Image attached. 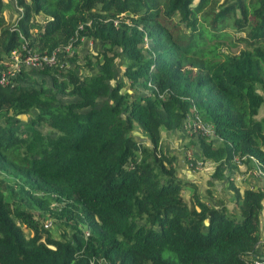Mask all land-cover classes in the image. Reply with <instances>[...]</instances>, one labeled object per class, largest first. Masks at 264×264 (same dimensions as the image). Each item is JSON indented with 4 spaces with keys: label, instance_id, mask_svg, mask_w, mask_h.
<instances>
[{
    "label": "trees",
    "instance_id": "1",
    "mask_svg": "<svg viewBox=\"0 0 264 264\" xmlns=\"http://www.w3.org/2000/svg\"><path fill=\"white\" fill-rule=\"evenodd\" d=\"M12 1L10 24L0 0V70L23 41L59 61L38 69L49 85L22 69L17 91L0 84V173L12 178L0 190V264H264V183L239 190L227 177L233 157L264 173V0ZM84 38L105 47L60 66ZM192 112L216 137L185 135L182 148L213 164L206 186L223 181L230 207L177 177L161 145L160 131L183 134ZM23 204L61 222L58 238Z\"/></svg>",
    "mask_w": 264,
    "mask_h": 264
},
{
    "label": "rangeland",
    "instance_id": "2",
    "mask_svg": "<svg viewBox=\"0 0 264 264\" xmlns=\"http://www.w3.org/2000/svg\"><path fill=\"white\" fill-rule=\"evenodd\" d=\"M2 2H3V9H2L3 16L5 17L6 21H8V23L10 24L14 23L16 19L20 17V10L15 7V4L12 0H2ZM230 40H231V37H230ZM240 46L241 45H238V47L233 46V48H231L230 50L236 53L241 48ZM104 47L105 46L103 44L98 43L97 41L95 42L94 40L87 39V38L82 39L80 44L76 47V49L72 48L73 52L71 51L72 55L67 60L66 68H70L73 65L72 63H70L71 62L70 59H73V61H75L76 59L75 63H78L81 65L82 63H84V57L87 54L95 53V51L99 49H104ZM115 61H116L114 64L115 74H114V78L110 81L111 85L118 79H122V72L124 68V61L121 56L117 57ZM4 64H5V67L1 68L0 70V73L2 76L1 79L3 80V83L6 82V84L10 85V89L17 91L18 89L16 88H20L24 84L21 80H19L17 73H16L17 71L14 69L11 61L9 60L7 61V58H6V60L4 61ZM29 65H30L29 63L24 62V61H21L20 63H18V66H20L24 72H27L28 74L30 73L31 77L35 78L39 85L43 83L45 85L50 84V80L47 77V75H42L38 73V69L30 68ZM80 71L84 72L85 69L81 67ZM123 89H125L130 95H132V90L127 83L125 84ZM142 92H145V90L143 89ZM263 114H264V104L259 108L257 117H261ZM28 118L29 116L27 115L21 116L22 121H25V122L28 121ZM0 123H3V121L0 120ZM36 127L41 131L43 135H47V133H49V130L44 120L41 121L39 125ZM161 131H162L161 133L164 134L165 131L164 130H161ZM185 135L190 136L189 134H185V133L183 134L179 133L176 135H172V137L165 136V138L161 141V145L163 146V148H165L168 151L169 154L176 157V161H179L178 163L180 165L179 167H183L185 169L184 171H187L189 175L188 178L198 179V181H200L199 183L201 184L200 186L204 187L206 180L209 178V175L214 170V166L211 163H204L200 159H194L192 157V155H194V152H195L193 149L184 150L182 148V146H184L181 144L182 138H183V142H186L187 140L191 141L190 139H188V137H185ZM197 161L202 162L199 168L196 167ZM176 165L177 163H175V166ZM245 166H246V171H248L251 180H254L256 182H261L264 180V177H259L256 173L253 172V167H251V165L249 166L248 164L245 163ZM177 172H178V175H180L183 178H186L185 175H183V173L179 170L178 165L176 166V176H177ZM11 179H12L11 177L0 173V190L1 191L6 193L7 190L5 189V185L11 184L12 183ZM224 185L225 184H222V187ZM247 187L249 188V186H246V188ZM251 188H254V187H251ZM16 189H18V185L16 186ZM23 207L25 211L30 215L31 219H34L43 225L47 222H50V226L48 228L53 238H58L59 229L64 230L62 223L57 220H53L50 217H47V213H42L39 211V209L31 205L23 204ZM22 229H23V233L25 236L31 235V231H30L31 229L29 227L22 225Z\"/></svg>",
    "mask_w": 264,
    "mask_h": 264
},
{
    "label": "built area",
    "instance_id": "3",
    "mask_svg": "<svg viewBox=\"0 0 264 264\" xmlns=\"http://www.w3.org/2000/svg\"><path fill=\"white\" fill-rule=\"evenodd\" d=\"M19 50L22 52L21 54L18 53V49H16V50L11 51L7 57V61L8 60L11 61V63L13 64V67L16 71L21 70V67L18 66V63H20L21 61L29 63L30 68H33V69H41L43 67H51L53 65H56L59 61V59H58L59 50H57V49L52 51L50 54H39L36 51H33V50L31 51L30 48L27 46L26 42L23 41V42H21V44L19 46ZM71 51H72V47L67 45L64 48L63 53H65L67 56V55L72 54L73 51L72 52ZM59 65L62 67H66L67 62L65 60H63V61L59 62ZM0 84L6 85V82L3 83V80L0 79ZM183 132L185 134H201V135H205V136H215L213 129L209 125L203 123L196 112H194V113L192 112V113H189L186 115L185 120H184V124H183ZM243 158L244 157H242V159ZM248 158L253 163V172L256 173L259 177H264V173L261 171L259 163L252 157L248 156ZM242 159H238L237 157H233V161L238 166L243 164ZM201 164H202L201 161H197L196 167L199 168V166ZM239 180H241V178L236 176L235 181L238 182ZM43 226L49 227L50 222L45 223ZM260 257L264 258V244L262 245ZM253 264H258V262L255 260L253 262Z\"/></svg>",
    "mask_w": 264,
    "mask_h": 264
},
{
    "label": "crops",
    "instance_id": "4",
    "mask_svg": "<svg viewBox=\"0 0 264 264\" xmlns=\"http://www.w3.org/2000/svg\"><path fill=\"white\" fill-rule=\"evenodd\" d=\"M162 131H160V135H161V139L160 141H162L165 136H168V137H172V135H176V134H179L178 132H164V134L161 133ZM183 138L181 139V144H183ZM185 144V143H184ZM163 147V146H162ZM178 156V155H176ZM177 165H178V168L179 170L183 173V175H185L186 178H183L181 177L180 175H178V172H177V176L179 178H181L182 180H188V181H192L194 183H196L200 189H199V192L201 194V196L203 197V199L213 203V199H218L219 197L220 198H223V201H224V204L228 207L231 206V203H230V200H229V196L231 195L230 191L228 190L226 184L224 185L225 186V189L222 191V182L223 181H214V186L213 188H210V187H207L206 186V182H205V186L202 187L200 186L201 184L199 183L200 181H198V179H191V178H188V173L187 171H184L185 169L183 167H179L180 165L178 164L179 161H176ZM176 165V166H177ZM175 166V167H176ZM238 176L241 178V180H239L238 182L235 181V177ZM227 177H230L231 179H233V182L235 183V187H237L239 190H242L244 189L246 186H249V188L251 187H257V186H260L262 183H264V180L261 181V182H256L254 180H251L250 179V176H249V173L248 171H246V166H245V163H243L242 165H239L237 167V170L234 171V172H230ZM227 188V189H226ZM206 189H210V194H206L205 190ZM262 208H261V213H260V232H261V243L260 245L257 246L256 248V253L257 254H260L261 253V250H262V243L264 242V198L262 200Z\"/></svg>",
    "mask_w": 264,
    "mask_h": 264
},
{
    "label": "water",
    "instance_id": "5",
    "mask_svg": "<svg viewBox=\"0 0 264 264\" xmlns=\"http://www.w3.org/2000/svg\"><path fill=\"white\" fill-rule=\"evenodd\" d=\"M203 223H204L205 225H207V224H208V222H207L206 220H204V221H203Z\"/></svg>",
    "mask_w": 264,
    "mask_h": 264
}]
</instances>
